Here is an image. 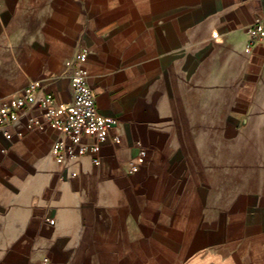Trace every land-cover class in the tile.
<instances>
[{"label":"crops","instance_id":"obj_1","mask_svg":"<svg viewBox=\"0 0 264 264\" xmlns=\"http://www.w3.org/2000/svg\"><path fill=\"white\" fill-rule=\"evenodd\" d=\"M263 12L0 0V99L37 81L71 105L86 49L99 111L118 121L98 164L57 161L53 128L0 130V264H264V46L246 51L245 30ZM138 141L148 155L129 174Z\"/></svg>","mask_w":264,"mask_h":264},{"label":"built area","instance_id":"obj_2","mask_svg":"<svg viewBox=\"0 0 264 264\" xmlns=\"http://www.w3.org/2000/svg\"><path fill=\"white\" fill-rule=\"evenodd\" d=\"M245 30L248 34L246 51L264 46V12L257 15ZM88 52L85 49L76 58L71 75L74 95L71 105L60 108L56 96L51 92H43L37 81L28 83L19 94L0 99V130L7 138L14 134L24 137L32 130L44 131L53 128L60 133L51 149L57 161L67 163L80 156L91 155L92 162L99 163L101 143L106 140L109 129L118 121L103 117L99 111L96 93L89 83L85 65ZM90 138L93 141H89ZM113 140L120 141V136H113ZM136 146L139 150L135 159L128 164L129 174L138 172L148 155L140 141ZM72 176H75V173ZM47 220L54 222L51 218ZM44 262L48 263V259Z\"/></svg>","mask_w":264,"mask_h":264}]
</instances>
